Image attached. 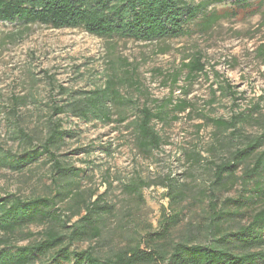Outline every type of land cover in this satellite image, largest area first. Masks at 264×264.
<instances>
[{"label":"rangeland","instance_id":"rangeland-1","mask_svg":"<svg viewBox=\"0 0 264 264\" xmlns=\"http://www.w3.org/2000/svg\"><path fill=\"white\" fill-rule=\"evenodd\" d=\"M252 3L213 4L207 28L201 15L184 36L154 41L0 21V201L53 199L60 218L24 225L8 245L68 234L99 198L109 209L96 223L101 235L71 251L114 258L140 247L168 259L176 243L206 247L250 227L264 209V168L255 171L264 151V0ZM105 91L108 118L73 111L75 101ZM144 108L159 115L152 126L161 145L150 152L138 138ZM53 126L63 138L50 150L67 176L48 154L22 162L43 151ZM254 144L219 183L218 166Z\"/></svg>","mask_w":264,"mask_h":264},{"label":"trees","instance_id":"trees-1","mask_svg":"<svg viewBox=\"0 0 264 264\" xmlns=\"http://www.w3.org/2000/svg\"><path fill=\"white\" fill-rule=\"evenodd\" d=\"M192 0H0V21L6 23H23L25 25L40 23L55 29L83 28L91 35L100 38L120 37L136 41H154L184 36L187 28L201 15L206 28L213 22L214 15H206L207 8L227 0H203L194 4ZM238 10L252 6V0H228ZM261 1V0H260ZM203 70L201 65L194 66ZM108 92L96 93L75 101L71 107L78 115H102L106 118L105 102ZM184 109L186 106L183 107ZM59 114L64 109H59ZM141 120L137 127L141 149L150 152L158 149L161 138L152 126L158 114L144 108L140 111ZM219 126L233 128L234 122L218 121ZM63 138V133L53 126L46 140L43 151L33 150L22 159L24 164L48 154L55 161V167L62 176L70 172L56 160L51 148ZM258 145H250L234 153V163L218 166L217 181L224 180L225 174L231 176L237 164L247 161L254 154ZM258 170L264 168V151L256 160ZM263 194V193H262ZM100 198L86 207V213L76 221L68 234L50 230L45 239L22 247L9 246L11 235L24 225L37 221L60 222L53 211V199L37 198L29 202L9 197L0 201V264H155L157 261L167 264H257L264 261V239L259 236L264 229V209L257 213L250 227L241 228L230 235L233 239H220L210 246L193 245L189 241L179 242L166 259L163 252H143L140 247L121 252L114 258L96 256L92 249L71 251L70 245L86 241L88 237L101 235L96 223L108 208L99 203ZM230 215V214H229ZM64 228V227H63ZM219 230V229H218ZM259 249L258 252H253ZM51 255V256H50ZM52 257L51 261L43 258ZM167 260V261H166Z\"/></svg>","mask_w":264,"mask_h":264}]
</instances>
